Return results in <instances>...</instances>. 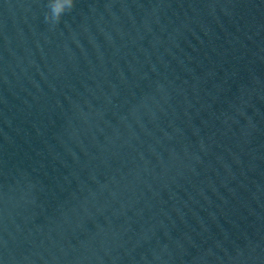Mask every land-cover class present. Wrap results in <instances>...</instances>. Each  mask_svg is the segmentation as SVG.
<instances>
[{
	"label": "water",
	"instance_id": "1",
	"mask_svg": "<svg viewBox=\"0 0 264 264\" xmlns=\"http://www.w3.org/2000/svg\"><path fill=\"white\" fill-rule=\"evenodd\" d=\"M0 264H55L1 172Z\"/></svg>",
	"mask_w": 264,
	"mask_h": 264
},
{
	"label": "clouds",
	"instance_id": "2",
	"mask_svg": "<svg viewBox=\"0 0 264 264\" xmlns=\"http://www.w3.org/2000/svg\"><path fill=\"white\" fill-rule=\"evenodd\" d=\"M75 5V0H52L50 3V18L59 22L65 12L71 11Z\"/></svg>",
	"mask_w": 264,
	"mask_h": 264
}]
</instances>
